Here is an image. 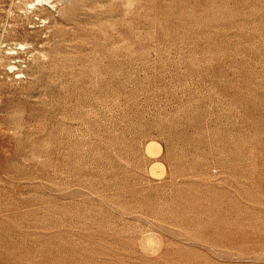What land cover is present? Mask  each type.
I'll use <instances>...</instances> for the list:
<instances>
[{"label": "rangeland", "instance_id": "374dc122", "mask_svg": "<svg viewBox=\"0 0 264 264\" xmlns=\"http://www.w3.org/2000/svg\"><path fill=\"white\" fill-rule=\"evenodd\" d=\"M46 1L0 0V264H264V0Z\"/></svg>", "mask_w": 264, "mask_h": 264}, {"label": "bare ground", "instance_id": "6f19581e", "mask_svg": "<svg viewBox=\"0 0 264 264\" xmlns=\"http://www.w3.org/2000/svg\"><path fill=\"white\" fill-rule=\"evenodd\" d=\"M36 2H37V3H40V4H41L42 2L47 3L46 0H36ZM37 3H36V4H37ZM32 6H33V5H31V7H32ZM9 53L11 54V52H9ZM13 53H14V52H13ZM9 69H10V70H13V69H14V66H10Z\"/></svg>", "mask_w": 264, "mask_h": 264}]
</instances>
